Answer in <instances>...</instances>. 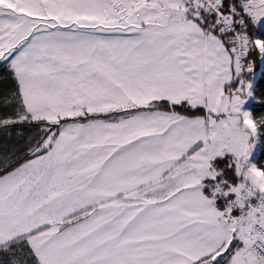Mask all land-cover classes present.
I'll use <instances>...</instances> for the list:
<instances>
[{"label": "snow or ice", "instance_id": "1", "mask_svg": "<svg viewBox=\"0 0 264 264\" xmlns=\"http://www.w3.org/2000/svg\"><path fill=\"white\" fill-rule=\"evenodd\" d=\"M264 0H0V264H264Z\"/></svg>", "mask_w": 264, "mask_h": 264}, {"label": "trees", "instance_id": "2", "mask_svg": "<svg viewBox=\"0 0 264 264\" xmlns=\"http://www.w3.org/2000/svg\"><path fill=\"white\" fill-rule=\"evenodd\" d=\"M255 34L259 35L260 39H264V34L257 31ZM258 65V64H257ZM259 66V65H258ZM257 66V67H258ZM255 68L254 72L251 74L250 79H253L256 71H260V76L254 84L253 98L254 101L251 103V114L255 118L264 117V65L260 69ZM258 150L255 153L253 160L251 162L255 163L257 166L264 167V135L259 137Z\"/></svg>", "mask_w": 264, "mask_h": 264}, {"label": "rangeland", "instance_id": "3", "mask_svg": "<svg viewBox=\"0 0 264 264\" xmlns=\"http://www.w3.org/2000/svg\"><path fill=\"white\" fill-rule=\"evenodd\" d=\"M258 65H259V66H258ZM258 65H257V66H258L257 69H260V67H262V64H259V63H258ZM260 74H261L260 71H256V73H255L254 76H253V79H252L253 90H254V84H255L256 80L259 78ZM253 101H254L253 96L249 97V98L246 100V103L243 105V109H244L245 111L251 113L250 105H251V103H253ZM245 106H248V110H246V107H245ZM258 146H259V140L256 141L255 146H254V148H253V150H252L251 157H250L251 160H253V157H254L255 153L257 152V150H258Z\"/></svg>", "mask_w": 264, "mask_h": 264}, {"label": "built area", "instance_id": "4", "mask_svg": "<svg viewBox=\"0 0 264 264\" xmlns=\"http://www.w3.org/2000/svg\"><path fill=\"white\" fill-rule=\"evenodd\" d=\"M256 38H259L258 34H255ZM260 39V38H259ZM254 99V98H253ZM246 110H248V107H246ZM253 163V162H252ZM255 164V163H254Z\"/></svg>", "mask_w": 264, "mask_h": 264}, {"label": "crops", "instance_id": "5", "mask_svg": "<svg viewBox=\"0 0 264 264\" xmlns=\"http://www.w3.org/2000/svg\"><path fill=\"white\" fill-rule=\"evenodd\" d=\"M245 107H248V106H245Z\"/></svg>", "mask_w": 264, "mask_h": 264}]
</instances>
